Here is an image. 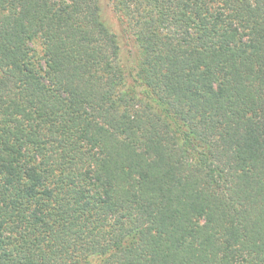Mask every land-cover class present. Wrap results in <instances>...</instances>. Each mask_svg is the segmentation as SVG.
Segmentation results:
<instances>
[{
  "label": "trees",
  "instance_id": "trees-1",
  "mask_svg": "<svg viewBox=\"0 0 264 264\" xmlns=\"http://www.w3.org/2000/svg\"><path fill=\"white\" fill-rule=\"evenodd\" d=\"M0 264H264V0H0Z\"/></svg>",
  "mask_w": 264,
  "mask_h": 264
},
{
  "label": "rangeland",
  "instance_id": "rangeland-1",
  "mask_svg": "<svg viewBox=\"0 0 264 264\" xmlns=\"http://www.w3.org/2000/svg\"><path fill=\"white\" fill-rule=\"evenodd\" d=\"M108 16L115 24H117L118 29H123L120 25V20L118 19L116 13L112 10V7L108 9ZM123 36H125V33Z\"/></svg>",
  "mask_w": 264,
  "mask_h": 264
}]
</instances>
